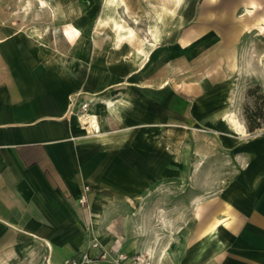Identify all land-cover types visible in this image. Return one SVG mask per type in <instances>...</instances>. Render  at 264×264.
I'll use <instances>...</instances> for the list:
<instances>
[{"label":"crops","instance_id":"obj_1","mask_svg":"<svg viewBox=\"0 0 264 264\" xmlns=\"http://www.w3.org/2000/svg\"><path fill=\"white\" fill-rule=\"evenodd\" d=\"M44 1L52 16L0 0V264H264V123L244 115L252 81L264 91V0L164 2L156 16L136 0L131 40L84 48ZM142 17L157 46L135 52Z\"/></svg>","mask_w":264,"mask_h":264},{"label":"rangeland","instance_id":"obj_2","mask_svg":"<svg viewBox=\"0 0 264 264\" xmlns=\"http://www.w3.org/2000/svg\"><path fill=\"white\" fill-rule=\"evenodd\" d=\"M129 6L126 7L122 1L115 0L110 4V8L107 6L106 0H55V6L59 12L60 20L62 21V25L64 23H69L68 26L64 27L61 32L65 34V36L69 39H72V44H79L77 47L84 48L85 42L88 44V40L92 42V45H113L116 43V33L118 30L127 31L130 28V25L133 22V14L132 9L134 2L136 0H127ZM214 1V0H210ZM33 2V1H32ZM29 4H33V3ZM50 2V1H49ZM173 3L177 4V0H140L136 1L137 4L142 11L141 15H152L156 16L154 13H149L148 11L157 10L160 6L164 7L165 3ZM51 3V2H50ZM37 4V3H36ZM52 4V3H51ZM109 4V3H108ZM144 10H147L146 13H143ZM110 12L114 15L113 19L109 17L107 21L100 22L99 16L105 15L107 12ZM48 13L52 16L53 12L48 7H45L43 10V14ZM105 13V14H104ZM70 15L72 17V23L70 20L67 21L66 16ZM47 18V17H46ZM151 21V19H149ZM137 25L140 27V32L142 35L141 41L135 44H131L134 48L135 52H137V48L145 44L148 45L149 48H155L157 45L154 42L155 40L150 39L151 34H149V39L147 38L146 29H144V23L148 22V19L142 17V19L136 20ZM76 23L80 25H87V30L79 31L76 29ZM120 23V24H118ZM128 24V25H127ZM130 24V25H129ZM157 24V22H155ZM154 24V25H155ZM72 26V28H70ZM72 31V34H71ZM120 43V42H119ZM118 43V44H119ZM86 46V45H85ZM133 48H129L131 51ZM144 49L142 51L141 57H148V60H152L155 57V53H157V49L152 50L149 54L144 53ZM174 62V63H173ZM172 63L174 68L170 67V69L174 70L173 72V80H183L185 82V77L188 76L189 66L187 62H182L179 60H174ZM158 63V62H157ZM176 65V66H175ZM185 66V68H183ZM218 72L216 66L207 67L206 70L202 72V75L212 76L214 73ZM183 77V78H182ZM176 78V79H175ZM174 81V82H175ZM252 85L248 87V91H246L245 103H244V115L247 119L248 116L253 115V118L256 122H260V126L264 123V91H262L261 85L252 81ZM250 89L253 90L250 93ZM227 110V109H226ZM225 110V111H226ZM249 114V115H248ZM262 115V116H260ZM262 123V124H261Z\"/></svg>","mask_w":264,"mask_h":264},{"label":"built area","instance_id":"obj_3","mask_svg":"<svg viewBox=\"0 0 264 264\" xmlns=\"http://www.w3.org/2000/svg\"><path fill=\"white\" fill-rule=\"evenodd\" d=\"M91 106V102L89 100H84L82 103H81V106H80V112H86ZM89 189V186H86V190ZM80 202L82 204H85L88 202V198H87V195L86 193L82 194L81 197H80ZM107 257V253L105 251L101 252L100 254L97 255V258L98 259H104ZM126 258H128L127 255H125L124 253H119L115 258V262L117 263H121L123 262ZM90 260L91 257H90V254L87 253V252H84L82 253L80 256L78 255H74L72 256L71 258H69L67 260V262L65 264H79L81 263L82 261L84 260ZM134 260L138 263V264H148V262H146L145 258L142 256V255H137L134 257Z\"/></svg>","mask_w":264,"mask_h":264},{"label":"bare ground","instance_id":"obj_4","mask_svg":"<svg viewBox=\"0 0 264 264\" xmlns=\"http://www.w3.org/2000/svg\"><path fill=\"white\" fill-rule=\"evenodd\" d=\"M108 1V0H107ZM112 1H114V0H112ZM176 1V0H175ZM180 1L181 0H177V3L179 4L180 3ZM50 3V2H49ZM113 3V2H112ZM122 3L124 4V5H127L126 4V2H125V0L123 1L122 0ZM48 4V3H47ZM46 4V2L44 1V0H41V7H43L44 8V6H46L47 5ZM129 4V3H128ZM50 5V4H49ZM42 8V9H43ZM50 9H51V7H50ZM106 17V16H105ZM107 18V17H106ZM118 24H120V23H118ZM128 25V24H127ZM133 25V24H132ZM133 29L132 28H129L127 31H121V30H118L117 31V33H118V40H121V39H128V40H131L132 38H133ZM152 34L155 36V38H157V34L155 33V31L154 32H152ZM117 42H119V41H117ZM88 111V110H87ZM87 111L86 112H81L80 113V115H79V118H80V120L84 123V124H89L90 126H91V128H97L98 130H99V121H98V118H97V116L96 115H94V116H89L88 115V113H87ZM231 112V111H230ZM228 113V117L230 118V120L231 121H233L234 122V124L236 125V126H243V125H241V123H240V121L235 117V115L236 114H234V113H229V112H227ZM92 115V114H91ZM89 126V127H90ZM90 129V128H89ZM89 131V130H88ZM241 131H242V129H241Z\"/></svg>","mask_w":264,"mask_h":264},{"label":"trees","instance_id":"obj_5","mask_svg":"<svg viewBox=\"0 0 264 264\" xmlns=\"http://www.w3.org/2000/svg\"><path fill=\"white\" fill-rule=\"evenodd\" d=\"M252 91L253 90L250 89V93ZM260 116H262V115H260ZM247 120H248V126H249L250 129H254L255 127H258L260 125L259 121L258 122L255 121V119L253 118V115L248 116Z\"/></svg>","mask_w":264,"mask_h":264}]
</instances>
